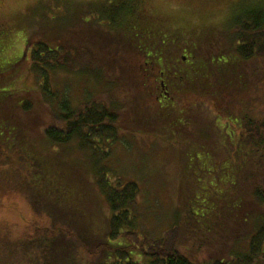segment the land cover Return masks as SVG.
Returning a JSON list of instances; mask_svg holds the SVG:
<instances>
[{
    "label": "trees",
    "instance_id": "trees-1",
    "mask_svg": "<svg viewBox=\"0 0 264 264\" xmlns=\"http://www.w3.org/2000/svg\"><path fill=\"white\" fill-rule=\"evenodd\" d=\"M118 1L122 3L106 0L102 5L89 4L83 16H87L85 22L81 14L61 15L62 29L43 20L31 21L18 56L11 60L2 51L8 53L9 47L17 43L15 32L0 28V86L8 84L12 95L10 110H4L6 119L21 136L15 120L20 112L28 118L51 115L54 124L37 126L40 138L51 144H68L72 140H78L80 146L92 144L90 136L108 138L118 131L115 128L118 102L110 95L107 101L96 103L98 95L104 94L99 92L103 84V88L114 86L122 94L123 111L131 116L129 122L136 131L150 132L154 128L151 122H158L154 124L158 129L167 123L162 127L176 132L184 128L192 136L196 133L202 136L194 142L177 136L187 151L197 144L193 153L201 158H196V163L205 176L213 175L210 177L214 180L206 178L205 185L213 186L210 184L205 191L198 192L201 201L194 206L195 210L186 211L187 219L214 232L219 239L229 237L234 228L235 231L243 228L244 233L234 245L247 243V251L235 249L228 259L195 263L191 255L180 252L177 243L167 248L163 237L152 252L147 251V247H152L148 242L147 247L145 243L136 247L105 241L106 244L95 246L91 252L96 256L107 254L97 264H139L132 258L133 253L148 259L150 264H264V0L246 5L244 13L232 20L235 59L224 66L212 67L192 50L186 57L173 58L158 44L160 33L156 32L154 39L150 35L135 38L130 25L141 0ZM84 25L92 29L85 31ZM256 62L260 66L253 68ZM21 68H26L32 79L36 71V90L16 89L14 81ZM49 73L83 77L93 83L96 91L94 95L86 93L85 102L73 107L63 96L55 98L58 94L48 86ZM168 83L170 87L178 86L168 90L167 100L159 102L156 97L161 84L166 88ZM52 104L58 105L56 112H52ZM194 112L200 119L193 118ZM202 120L209 124L202 127ZM27 121L31 130V121ZM210 133L215 141H210ZM221 148L225 152L222 159H211L210 152ZM30 160L0 138V169L19 166L18 172L35 170L33 176L29 174L38 177L42 169ZM13 170L6 174H18ZM104 194L112 214L107 235L111 239L125 237L127 232L120 234L119 229L128 223L137 186L128 183L119 192ZM206 196L210 200L204 199ZM175 218L178 223L177 213Z\"/></svg>",
    "mask_w": 264,
    "mask_h": 264
},
{
    "label": "rangeland",
    "instance_id": "rangeland-1",
    "mask_svg": "<svg viewBox=\"0 0 264 264\" xmlns=\"http://www.w3.org/2000/svg\"><path fill=\"white\" fill-rule=\"evenodd\" d=\"M104 1L0 0V28L14 30V41L17 42L9 47L8 53L2 51V55L8 56V60L18 56L31 21L43 20L62 29L61 15L81 14L83 17L89 4L102 5ZM140 2L141 7L136 10L130 25V33L135 38L141 35L149 38L150 35L154 39L160 33L158 44L173 58L186 57L185 54L192 50L212 67L224 66L235 59L230 31L232 20L241 16L246 5L254 4L255 0ZM86 18L85 15L84 22ZM84 26L85 31L92 29L89 25ZM255 66L259 67L260 62L253 68ZM49 76L48 86L51 92L58 94L55 98L63 96L62 99H68L76 108L85 102L86 93L89 96L96 91L93 83L89 84L83 77L78 79L59 73L55 76L49 73ZM32 77L27 75L26 68H21L14 81L16 89L22 92L36 90V71ZM101 86L99 92L104 94L98 95L100 99L96 97V103L108 100L110 95L118 102L115 124L118 131L108 138L105 135L101 139L103 136H90L94 144L82 146L78 140L51 144L40 138L36 133L37 126L54 124L51 115L40 118L35 114L28 118L20 112L15 117L16 126L23 133L19 136L4 111H9L12 106L10 89L8 84L0 86V138L6 146L22 151L42 169L40 175L33 178L29 170L18 172L19 166L0 169V264H97L107 254L96 256L91 252L95 246L106 244L105 241L136 247L143 243L147 247L148 242L152 247H147V251L152 252L161 237L165 238L167 248L177 243L180 252L191 255L195 263L228 259L235 249L247 251V243L234 245L244 233L243 228L237 231L234 228L229 237L219 239L214 232L187 219L186 211L189 208L195 210L194 206L201 201L198 192L205 191L210 184L213 186L212 183L205 185L206 178L214 180L210 177L213 175L205 176L196 163V158H201L193 153L197 144L187 151L179 144L177 136L191 142L202 136L197 133L192 136L184 128H180L179 133L165 129L163 127L168 124L161 122V129L154 125L158 122H151L154 128L150 132L136 131L132 127L134 124L129 122L131 116L123 111L122 94L114 86ZM51 109L56 112L58 105L52 104ZM192 115L194 119H200L198 113ZM27 120L31 121V130ZM208 124L207 121L200 122L202 127ZM210 134V141H215V136ZM220 140L222 143L221 135ZM219 151L210 152L211 159L221 160L225 152L222 148ZM12 170L18 174H6ZM34 171L30 172L32 176ZM31 183L34 185L30 186ZM128 183L137 186V194L130 209L132 214L127 216L128 223L119 229L120 234H127L111 239L107 233L112 214L104 192H119ZM175 213L180 216L178 223ZM132 258L139 264H150L148 259L135 253Z\"/></svg>",
    "mask_w": 264,
    "mask_h": 264
},
{
    "label": "flooded vegetation",
    "instance_id": "flooded-vegetation-1",
    "mask_svg": "<svg viewBox=\"0 0 264 264\" xmlns=\"http://www.w3.org/2000/svg\"><path fill=\"white\" fill-rule=\"evenodd\" d=\"M184 60V59H183ZM171 81H173L174 83H176V80L175 79H172ZM178 85L177 84H174L170 87L169 83H168V86L165 88L163 87V84H161V91L158 93V96L156 97V99L159 101V102H163L165 100L168 99V90L169 89H172L174 87H177Z\"/></svg>",
    "mask_w": 264,
    "mask_h": 264
}]
</instances>
